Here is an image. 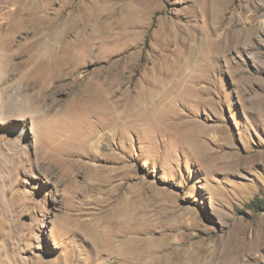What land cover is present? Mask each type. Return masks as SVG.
Here are the masks:
<instances>
[{
  "label": "rangeland",
  "instance_id": "374dc122",
  "mask_svg": "<svg viewBox=\"0 0 264 264\" xmlns=\"http://www.w3.org/2000/svg\"><path fill=\"white\" fill-rule=\"evenodd\" d=\"M45 31L65 35L74 72L37 65L48 47L26 62ZM2 38L0 264H264V0H0ZM157 70L170 94L144 110ZM58 114L74 129L46 147Z\"/></svg>",
  "mask_w": 264,
  "mask_h": 264
},
{
  "label": "bare ground",
  "instance_id": "6f19581e",
  "mask_svg": "<svg viewBox=\"0 0 264 264\" xmlns=\"http://www.w3.org/2000/svg\"><path fill=\"white\" fill-rule=\"evenodd\" d=\"M30 14V13H28ZM26 14V15H28ZM25 19V18H24ZM27 20H29L27 18ZM67 38V37H66ZM75 38H79L78 36H75ZM70 40V39H69ZM6 39L5 38H2L0 39V46L2 49H8L10 47V45L8 44V41L7 43H5ZM77 41V40H76ZM66 44L67 42L65 41V35L63 36H58V35H54V33L52 34V32H49V31H45L43 33H41L40 35H36L34 36L32 39H31V42H30V48H29V51H30V54H29V57L26 59V62L28 63H32V56L34 55V53L40 49L41 47H48L49 50H50V54L47 55V57L45 59H42L41 62H39L37 65H43V66H50L52 68H54V72L57 74H61V73H64L65 71L68 72L70 71L71 73L74 72V67L72 65V62L74 61V56L71 52L67 51L68 49H66ZM72 44V43H71ZM11 49V48H10ZM190 55L186 58H182V64L180 65L179 68H182V69H177L176 72H175V76H180V77H186L187 76V67L190 66L191 62H192V58L195 59V57L198 55V53L201 52V49L199 46H192V48L190 49ZM3 51V50H2ZM5 51V50H4ZM181 60V59H180ZM36 65V66H37ZM67 65V66H66ZM62 66V67H61ZM61 67V68H60ZM53 70V69H52ZM191 71V70H190ZM45 76L44 79L46 77H50L51 74H45L43 75ZM155 78L154 79H150L148 80V83H147V86H146V89L141 93L140 97L138 99H136L135 101V105H141L142 106V109L146 110L150 107V105L153 104V101L154 100H158L160 97H162L163 95H166L168 96V94H170V92H165V86H166V73L163 71V70H157L155 72ZM170 76V75H169ZM27 80H31L32 78H35V76L32 75V73H29L26 75ZM77 79V78H75ZM180 80V79H179ZM176 82V81H175ZM4 85V84H3ZM35 87V86H34ZM3 92H4V95L7 94L8 90H9V86L6 85L3 89ZM178 90V89H177ZM181 90V89H180ZM88 93H86V98H84L85 100V103L88 104V107H89V111H91L90 113H92L94 115V113L96 114H100L101 113H105V105L98 99H96V96L94 95V90L92 89H89V91H87ZM179 92V91H178ZM33 93V92H32ZM175 93V92H174ZM173 94V93H172ZM32 96V94L30 95V97ZM29 97V98H30ZM1 97H0V101H1ZM32 100V99H31ZM37 100V99H35ZM174 100V99H173ZM30 101V100H29ZM3 103V102H1ZM24 103V102H23ZM33 104V102H31ZM36 103V102H35ZM108 103V102H107ZM116 103V102H115ZM166 103V102H165ZM164 104V103H163ZM120 106V105H119ZM121 107V106H120ZM157 107V106H156ZM33 109V108H32ZM54 110V109H53ZM123 110V109H122ZM121 110V111H122ZM58 111V110H57ZM87 111V112H89ZM131 111V110H129ZM119 112V111H118ZM149 112V111H148ZM156 113V111H152V113ZM125 113H123L124 115ZM162 114V113H161ZM42 115V114H41ZM69 115V114H68ZM121 115V114H120ZM128 115V114H127ZM108 116V115H107ZM125 116V115H124ZM66 117V116H65ZM106 117V116H105ZM112 117V116H111ZM118 117V116H117ZM122 117V116H121ZM59 114L58 116L56 115L55 117L53 116L50 120H46L44 122V125L47 124V126L45 127L43 124L42 127H44L45 129L47 127L48 130L50 131V134L48 135V138H44L45 140H43V143L46 147H49V146H52V144L56 145L54 142L57 141L58 145H56L58 148H62L63 143H59V142H64L62 139H61V135L64 134V133H67L69 132L68 131V128L70 129H74V120H71V121H65L64 118L62 119H59ZM119 118V117H118ZM116 118V119H118ZM142 119H144L146 121V123H148V125L150 126V128H157L156 127V121L154 120V118L152 116H149L147 114H143L141 115ZM32 119V118H31ZM41 119H43L41 117ZM46 119V118H45ZM44 121V120H42ZM110 121V119H109ZM119 121V120H117ZM111 122V121H110ZM89 123V122H88ZM123 123V122H122ZM127 123V122H125ZM97 124V123H95ZM113 124V122H112ZM89 125V124H87ZM86 125V126H87ZM103 126V125H102ZM40 127V125H39ZM88 127V126H87ZM104 127V126H103ZM159 127V126H158ZM35 128V127H34ZM105 128V127H104ZM106 129V128H105ZM47 130V129H46ZM89 130V129H88ZM155 130V129H154ZM103 131V130H102ZM111 131V130H110ZM101 132V131H100ZM108 133L109 131L107 132L105 130V132H103L101 135V137H105L106 135L108 136ZM78 135V134H77ZM191 135V134H190ZM75 138V136H74ZM78 138V137H77ZM106 138V137H105ZM43 139V138H42ZM61 139V140H60ZM64 139V138H63ZM102 139V138H101ZM66 141V140H65ZM43 145V146H44ZM66 145V144H65ZM18 146V145H17ZM44 146V147H45ZM55 146V147H56ZM54 147V148H55ZM17 150V149H16ZM58 150V149H57ZM62 150H60L59 152L56 153V155H58L60 158L63 159V157H61L62 155H65V153L61 152ZM68 151V150H67ZM17 152V151H16ZM199 152V151H198ZM63 153V154H62ZM67 157L66 160H71V159H68V158H74L73 160H75V158L77 157L78 159H76L75 161H77L79 164H82L80 159H79V155L78 153H68L65 155ZM79 156V157H78ZM40 159V158H39ZM42 160V158H41ZM40 160V161H41ZM64 160V159H63ZM60 159L59 160H56L54 158H49L47 159V162H46V165H47V169H49L52 165H56L57 164V169H59V173L62 172V166H60ZM72 161V160H71ZM62 162V161H61ZM56 163V164H55ZM62 165V164H61ZM43 170V169H42ZM53 171V170H52ZM58 172V171H57ZM53 173V172H51ZM58 173V174H59ZM56 174V173H55ZM60 175V174H59ZM61 177H64V179L66 180L67 179V176L64 174V173H61ZM67 181V180H66ZM128 210V209H127ZM120 213L123 214V211L119 212L118 215H120ZM116 216V215H115ZM126 221V219L124 220ZM70 222H73V219H69V224ZM75 222V221H74ZM127 222V221H126ZM76 223V222H75ZM88 225L87 226H84L83 227V231H84V234L86 236H88L91 240L92 243H94L96 246L99 244V240H98V231H100L98 229V226L96 223H90V222H87ZM120 223L122 224L123 226V230L116 236L117 237V240H116V245L117 247L119 248H126L127 247V230H126V227H124V223L125 222H122V220L120 221ZM118 224V223H117ZM127 224V223H126ZM78 228V227H77ZM114 235V234H113ZM141 242V241H140ZM136 245V244H135ZM141 245V244H140ZM100 246V244H99ZM132 246V245H131ZM133 247V246H132ZM154 247V246H153ZM135 248V247H134ZM129 249V248H128ZM147 249V248H146ZM123 250V249H122ZM121 251V250H120ZM148 251V250H147ZM146 252V251H145ZM120 253V252H119ZM125 253V251H124ZM125 255V254H124ZM143 257V255H142ZM154 259V258H153ZM191 260L192 259H183L182 263L184 264H189L191 263ZM158 261V260H157ZM154 261L155 264L159 263V261ZM138 259L135 260L134 262H131V264H138ZM147 261H145L146 263ZM153 262V261H152ZM143 264V263H142ZM229 264H236L235 261L233 260L232 262H230Z\"/></svg>",
  "mask_w": 264,
  "mask_h": 264
}]
</instances>
